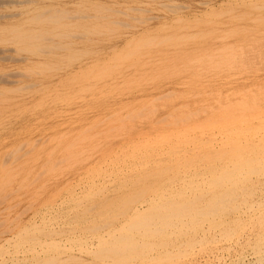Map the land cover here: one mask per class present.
Returning <instances> with one entry per match:
<instances>
[{
  "label": "bare ground",
  "instance_id": "6f19581e",
  "mask_svg": "<svg viewBox=\"0 0 264 264\" xmlns=\"http://www.w3.org/2000/svg\"><path fill=\"white\" fill-rule=\"evenodd\" d=\"M42 1L45 5L35 6L33 0H18L17 14L6 16L18 19L0 24V41L39 53L53 38L55 43L48 49L63 50L57 55L73 59L78 57L77 44L67 43L76 37L73 33H100L118 26L115 14L100 5L86 15L91 7L78 1L74 11L64 4ZM262 3L244 6L263 8ZM207 14L221 15L212 10ZM78 15L86 22L78 21ZM183 20L178 17L173 20L178 25L170 24L180 32L186 28ZM188 21L197 27L209 18ZM255 21L263 22L264 16H256ZM250 30H232L226 37L230 40L213 34L209 45L198 43L210 46L203 51L195 45L179 51L177 57L163 52L150 69L171 70L181 77L185 71L195 75L191 63L221 62L222 51L234 50L247 62L250 54L242 52L243 44L238 43L256 42ZM155 31L146 28L145 40L136 39V48L158 42ZM189 36L183 32L176 39L188 43ZM143 59L138 57V62ZM234 63L244 65L240 60ZM190 77L173 83L172 90L180 91L167 97L177 100L163 110L153 102L161 97L153 93L156 87L151 94L144 92L148 102L141 100L144 96L123 102L120 110L113 109L111 125L95 132V137L85 133V127L78 136L28 139L0 152V264H244L247 255L255 264H264V115L254 105L260 99L264 104V93L256 96L253 85L252 92L237 94L232 83L225 84L218 77L192 88ZM218 86L226 89L225 100L219 97L223 89L216 92L218 96L208 92ZM231 93L237 95L229 99ZM0 99V112L6 113L0 114V127L9 118L12 125L17 119L23 121L19 118L22 107ZM140 111L154 117L148 126L137 124L141 128L133 129ZM3 134L0 130V139ZM104 137L110 141L104 142Z\"/></svg>",
  "mask_w": 264,
  "mask_h": 264
},
{
  "label": "rangeland",
  "instance_id": "374dc122",
  "mask_svg": "<svg viewBox=\"0 0 264 264\" xmlns=\"http://www.w3.org/2000/svg\"><path fill=\"white\" fill-rule=\"evenodd\" d=\"M45 1L64 4V7L70 11H74L72 9L75 8V2L78 1L81 4L83 3V6L88 5L89 7H91V10H88L85 13L86 15H91L94 13L93 6L100 5L106 7L109 10V13L110 11H112L115 14V20L118 22V26L116 25V28L114 30L111 27H108V31L105 30L104 32L100 33L88 32L90 34H87L86 32H81L82 30L73 33L76 34L74 35L76 37H72L69 40H64H68L67 43L70 44H77V49L74 52L75 56L78 55V57L73 59H71L70 57L69 59L71 60L57 55L59 52L64 53L63 50L48 49V46L50 44L55 43L53 38H50V40L46 42L45 45L47 49H43L39 53L33 52L29 49L25 50L21 46L14 43L5 44L4 42L0 41V98H8L12 103L19 105V107H22L23 113L21 114L23 115H20L19 118H24L23 121L18 119L15 120L14 122H18L16 123V125L11 124V118H9L10 121H2L0 130L3 131L4 134L0 139L1 153H5L6 151L10 150V148H12L18 142L20 143L28 139L32 140L38 138L37 140L43 141L44 139H49V136L58 138L60 134L78 136L77 133L79 131H83L85 127L87 129H85V133L90 132V135H94L95 132L100 133L101 131H103V128H105L104 126L111 125L109 120H112L114 118L112 117L113 114H115V111L120 110V108L124 104L123 102L126 103L127 101L128 103L130 102V100L134 99V97L137 98L138 96H144L143 98L141 97V100H147L148 98L145 97L144 92L151 94V90L153 87H156L155 91L153 89V93L157 94L159 97L161 96L160 99H157L153 102H156L155 105L157 109L162 108L163 110L166 107L165 105L170 106L172 105L173 101L177 100L172 97H167L168 95H172V92L174 93L176 91H180L177 89V87V90H172L174 88L173 83L180 82V79H184L190 76V86L192 88H195L206 80L208 81V79H211L210 77H218V79L222 78L225 84L232 83L231 89L234 86L236 92H238L237 94H239L240 91L243 90L247 91L248 89L249 91V89L253 85H255L253 87H255L256 89H254L256 96H262L264 93V21L261 23L255 21L256 16H264V7L249 8L244 6L248 2H255V5H258V3L263 2L264 0ZM16 2L11 3L9 1H5L4 3L2 1V5H0V24L4 22L13 23L17 21V17H6L8 16V14H17L20 3H18V0H16ZM33 2L35 6L45 5L42 0H33ZM262 4L264 6V3ZM79 10H81V7ZM211 10L214 13H220L221 15H208L207 13ZM104 16V20H107L108 15ZM78 17L77 20L80 22H86L87 20H83L85 17H82V15H78ZM178 17H181L182 20L184 19L181 24H184L186 26V28L182 27L180 29V32L175 31L173 29L174 27L172 26V24L178 25L177 22H173V20ZM207 18H209L208 23L199 24L197 25V27L194 23L188 21L189 19L195 21V19L201 20ZM66 19H64V21H66ZM170 22L173 23L170 24ZM159 24L160 30L158 32L157 28H159ZM49 26L51 25L49 24ZM37 27L39 28L40 26ZM149 27H153L156 29L155 32L159 36L157 38L158 42H151L152 44L142 43L143 48L142 46H138L139 49L136 48V42L138 43V40H141L143 38V40H145L146 36L144 30ZM241 27H250V29L252 30L251 34L257 38L255 39L256 42L254 41L255 43L251 44L250 46L246 45L244 42L238 43L243 44L242 52H249L248 54H250V58L248 59L249 61H247L248 63L250 62L249 64L245 62V58L239 56V50H234L235 52L232 51V53L231 51H222L221 56H223L224 58L220 56L222 58L221 62L209 61L208 65H205L204 62L200 64L197 61L191 63V72L195 73V75H190V73H188L189 71H185L186 73H184V75H182L181 77L175 76L174 72L171 73V70H168V72L164 73L160 70L154 71L150 69L151 64L153 62H156L155 60H157L159 56H162L163 52L173 53L174 57H177L176 53L181 50L192 49L195 48V45H201L198 43L209 45L211 43L212 37L225 35L226 38L227 35H231L232 30L239 29ZM183 32H189V37H191V39L188 43H181V41L176 39V35L183 34ZM213 34L218 35L214 36ZM163 35L165 39H162L160 37ZM235 38L232 37V39ZM136 39L138 40L136 41ZM167 39L169 41H166ZM226 39L230 40L231 37H229V39ZM177 41L180 44H177ZM233 42L235 43L234 40ZM161 43L164 45H162ZM177 45H180L181 47ZM201 46L202 47H199L197 50L203 51L205 47H210H207L205 45ZM245 47L248 48L246 49ZM86 50H88L89 52H87ZM151 51L156 52L148 57V54ZM229 52L231 53L230 55ZM159 53L161 54L158 55ZM119 55L120 57L118 58ZM231 55H233L234 57ZM259 56L261 59L259 58ZM54 57L57 59V61ZM138 57H142L144 59L138 62ZM239 60L240 63H243L244 65L234 63ZM148 61L150 62L146 64ZM225 61L227 63L229 61L230 64L227 66V63ZM246 64H248V66ZM232 65L233 67H231ZM99 70L101 72H99ZM182 71L183 70H181L180 74H182ZM16 73L17 75L14 76ZM10 74H13V76ZM261 83H263V86ZM48 85L50 86L48 87ZM223 88L224 87L220 88V86H218L217 89L214 88L213 91L208 90V92H211L210 95L218 96L216 95V92H219ZM222 91L223 95L219 97L220 99L225 100V94H227L226 89H223ZM164 93H166V96L164 95ZM237 94H228V98L230 99L232 96H235ZM260 100L256 103L257 105L254 102V105L262 108V114L264 115V104H262ZM0 101H2V99H0ZM211 101H215L214 103H216V100ZM37 102H39L40 108L37 106ZM144 104L146 103L143 102L142 105ZM140 107L141 106L136 108ZM77 108H79V111ZM113 109L116 110L113 111ZM123 111L126 112L125 109ZM148 112L146 113L145 111H140L141 116L137 118L138 122L134 123L133 129H136V127L141 128L142 125L148 126L147 123H149L151 118L154 117V115H149ZM0 114L5 116L6 113L0 112ZM11 116H14V114H12ZM107 116H109V118ZM122 116L123 115H121V117ZM25 118H29V120L26 121ZM94 118L98 119L97 122L91 123L96 120ZM105 123L109 124L106 125ZM101 124H103V126H101ZM137 124L141 126H138ZM131 125L133 124L131 123ZM41 128H43V130ZM80 128H82V130H80ZM29 132L33 135H29ZM93 135L91 137H93ZM107 137L109 138L110 135H108ZM107 137L103 138L104 142L110 141V138L108 139ZM81 141H83V143L87 142L85 140ZM17 148H20V146ZM23 148L24 147L20 149ZM97 156H100V154H97ZM247 256L248 257L244 258L246 260V263L244 264H251L252 262L255 264L253 259L249 255Z\"/></svg>",
  "mask_w": 264,
  "mask_h": 264
}]
</instances>
